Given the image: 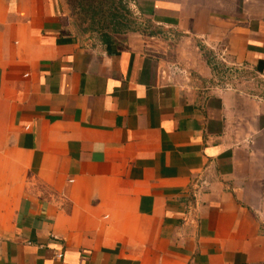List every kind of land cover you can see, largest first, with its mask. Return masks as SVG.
<instances>
[{"label": "crops", "instance_id": "0c3cea01", "mask_svg": "<svg viewBox=\"0 0 264 264\" xmlns=\"http://www.w3.org/2000/svg\"><path fill=\"white\" fill-rule=\"evenodd\" d=\"M134 1L0 0V264H264V0Z\"/></svg>", "mask_w": 264, "mask_h": 264}, {"label": "trees", "instance_id": "16d2710c", "mask_svg": "<svg viewBox=\"0 0 264 264\" xmlns=\"http://www.w3.org/2000/svg\"><path fill=\"white\" fill-rule=\"evenodd\" d=\"M67 3L75 25L82 32H96L103 42H111L116 33L139 28L123 0H67ZM211 58L208 56V62L214 71H219L220 64Z\"/></svg>", "mask_w": 264, "mask_h": 264}, {"label": "rangeland", "instance_id": "374dc122", "mask_svg": "<svg viewBox=\"0 0 264 264\" xmlns=\"http://www.w3.org/2000/svg\"><path fill=\"white\" fill-rule=\"evenodd\" d=\"M123 1H124V3L127 4V6L133 12V14L135 13L134 15L132 14V17L136 20V22L137 23L142 22L141 17H140V14H139V11L137 10V7L134 5L135 4V1L134 0H123ZM141 26L144 27V28H146L144 25H141ZM76 28L81 33H84V34H87V35H92L93 37L96 36V37L99 38V36L97 35L96 32H92V33L91 32H82L79 29L78 26ZM140 29H142V28H140ZM138 30H139V28H138ZM211 59H213V58H211ZM180 73H181V75L183 74V72H180ZM216 73H217V75H219V71L218 70H216ZM178 74H179V72H178ZM177 76H179V75H177ZM216 78H217L216 82L218 84H223V85L227 84L230 87L246 88V90H249V91H258L259 89L262 88V86H260V83H262L260 81V79L257 78V77H254L249 72H241L239 74H235V75H232V76H226V78H221V79H219V76H216ZM178 79L181 80V79H183V77L179 76ZM262 218L264 219V217H262Z\"/></svg>", "mask_w": 264, "mask_h": 264}, {"label": "built area", "instance_id": "2783aa9c", "mask_svg": "<svg viewBox=\"0 0 264 264\" xmlns=\"http://www.w3.org/2000/svg\"><path fill=\"white\" fill-rule=\"evenodd\" d=\"M132 14H133V12H132ZM214 60L220 64L219 79L226 78V76H232V75H235V74H239L241 72V67L240 66H237V65H234V64H228L222 58H218V57H215ZM224 86L226 88L230 87L227 84H225Z\"/></svg>", "mask_w": 264, "mask_h": 264}]
</instances>
